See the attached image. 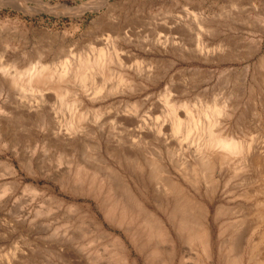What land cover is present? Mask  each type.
<instances>
[{
	"label": "rangeland",
	"instance_id": "obj_1",
	"mask_svg": "<svg viewBox=\"0 0 264 264\" xmlns=\"http://www.w3.org/2000/svg\"><path fill=\"white\" fill-rule=\"evenodd\" d=\"M84 1L86 0H23V3H17L12 0H0V55L2 53L0 56V264H151L145 255L131 244L125 232L106 218L101 205L103 196H106V188L104 189L94 179L95 176L105 180L106 185L117 187L121 191L128 188L148 209L162 216L161 210L153 201L149 169L136 168L132 159L126 158V154L130 151L134 152L131 156L136 157L140 162L150 160L155 163L163 171L164 177H168L171 181L177 179L187 190L188 197L197 198L196 200L203 204L210 203L212 216L216 214L217 223L229 219L226 220L221 231L217 226H213L216 251L214 264H228L226 258L230 259L240 252L246 259V252L248 254V250L250 251L253 243L257 241V236L251 234L250 230L243 231L240 222L237 223L239 229L236 233L235 229H232L235 221L232 222L231 212H226V216L221 214L222 212L217 213L221 206L227 208L233 205L228 199L231 198V193H228L230 195L225 193L222 186L231 176L230 168L224 165L219 170L221 174L215 173V179L219 181L217 184L216 180L213 182L217 187L216 190L212 187L204 190V187H201L198 192L191 187L190 189L180 177L181 164L183 162L192 164L190 156L198 145L199 132L193 131L186 136L182 130L179 137L174 138L175 140L169 137L171 144L169 143L168 146L160 144L156 138L143 140L140 138L138 141L137 137L134 138L137 133L135 124L128 122V119L122 116L129 112L135 115L137 120L139 119V124L143 122L149 126L166 122L168 128V131L165 130L166 134L171 135L169 121L161 105L168 97L166 95L172 94L179 102L188 103L198 126L206 124L205 118L199 113L200 110L205 111L211 121L215 120V117L212 116L210 108L216 105L223 109L226 114L216 117L217 124L213 127L214 130L220 129L233 135L237 140H244L243 135L250 117L247 84L251 82L252 74L255 75L253 85L256 88L261 86V89L264 87L263 81H260L262 80L260 72L254 71L258 68V56L262 51L259 54H252L254 47L252 45L259 39V35L261 37L259 32L264 27V3L262 4L264 0H109L112 4L109 11L105 8L93 11L89 7L83 15H80L81 9L75 8ZM116 2L118 3L115 4ZM234 6H238L237 18L233 14ZM104 16H107L105 18L108 21L103 18ZM162 22L169 29L159 34L156 29ZM104 23L108 26L116 24L115 26L123 33L128 31L127 34H130L133 44L137 41L136 44L141 42L144 45L148 43L151 45L159 36V39L164 41L167 35L169 38L166 40L167 50L163 52L153 50L148 58H144L137 48L130 47L128 56H122L119 50L121 40L118 37L113 38L114 36H110L106 31L103 34V31L99 30L100 27L107 26ZM236 23L238 29L235 27ZM163 34H166L165 37ZM157 35L158 37H155ZM262 39L264 41V36ZM197 47L201 49L198 50ZM232 47L233 49L240 47L238 56L231 53L234 52ZM101 49L104 54L103 60L97 63L92 58L96 57ZM114 49L117 53H114ZM250 51L252 56L249 54ZM235 57L239 58L236 60ZM87 58L88 71L92 73L93 81L86 86V89H81L71 75L66 76L59 83L55 79H44L36 84L32 83L31 88L26 85L27 75L24 72L35 64L43 63L45 66L49 65L48 68L51 69L54 65H56L54 68L58 67L60 61L61 63L64 61L73 74L77 69L78 61ZM6 64L9 65L5 66ZM135 66L139 75L134 71ZM236 73L241 75L238 76V80ZM15 74L20 75L19 80L23 88L14 86V89L12 88L9 81ZM119 76H123L127 85L123 84L116 88ZM94 85L99 90L95 98L97 102L94 107L87 109L80 104L79 99L84 103L80 94L85 96L93 92ZM15 88L16 91H12ZM235 92L239 94L236 99L237 103L239 102L238 111L231 114L232 95L234 96ZM28 101L31 106L38 101L36 105L39 114L36 117L32 115L30 117V114H24L19 109V103L29 104ZM156 103L160 108H156L158 107ZM16 104L18 107L15 110ZM207 107L209 109H206ZM177 114L180 119L186 120L184 111L179 109ZM5 118L8 119L7 122ZM66 129L73 131L72 134L74 133L73 136L76 137L71 146L57 134L60 130L65 132ZM51 130L56 131L54 135L53 133L51 135ZM131 139L136 141L134 142L136 148L130 146ZM117 140L121 142L119 147L116 145ZM78 170L82 174L81 181L74 182ZM244 176L250 178L247 190L251 198L245 212L246 215L248 214L246 220L252 223V219L254 221L256 219L254 217L257 216V210H264V207L254 208L256 200L263 199L255 189L264 190V181L259 178L253 180L250 171L245 172ZM236 181L232 178L230 183ZM87 189L100 190V196L97 198L92 196ZM210 191L213 197L210 196ZM239 191L242 192V189ZM119 193L120 191L115 196L117 197ZM116 236H120L127 243L128 256H123L118 250ZM238 237L241 238L239 239L241 243L236 239ZM235 245L236 248L240 245L238 251ZM257 248L258 252L264 255L263 245ZM192 253L190 262L198 258L202 262L200 264L207 263L200 253L199 255ZM179 255L180 250L177 249L173 264H178ZM160 260L162 257L155 259L154 263Z\"/></svg>",
	"mask_w": 264,
	"mask_h": 264
},
{
	"label": "bare ground",
	"instance_id": "obj_2",
	"mask_svg": "<svg viewBox=\"0 0 264 264\" xmlns=\"http://www.w3.org/2000/svg\"><path fill=\"white\" fill-rule=\"evenodd\" d=\"M15 1L17 3H23V0H12ZM235 2V1H234ZM118 2H116L115 4H117ZM250 3V2H249ZM264 2H262L263 4ZM120 4V3H119ZM238 4V3H236ZM241 4V3H240ZM248 4V3H247ZM112 4L109 2V0H86L84 2H82V4L78 7H76L75 9L79 10L81 9V11H79L80 15H83L85 10L88 9L89 7L93 10V11H98L101 8H105L108 11L110 10V6ZM251 5V4H250ZM41 6V5H40ZM113 6H115L113 4ZM244 6V5H243ZM252 6V5H251ZM62 7V6H61ZM237 7L238 6H234V16L235 18L236 15H238V11H237ZM66 8V7H65ZM233 8V7H232ZM243 8V7H242ZM241 8V9H242ZM252 8V7H250ZM68 9H71L68 7ZM248 9V7H247ZM254 9V7L252 8ZM255 9H257L255 7ZM113 10V9H112ZM239 10V9H238ZM244 10V9H243ZM107 11V12H108ZM247 11V10H246ZM237 12V13H236ZM232 14V15H233ZM233 16V18H234ZM240 16V15H239ZM102 17V16H101ZM100 17V18H101ZM104 16L103 18L105 20H107ZM232 17V16H231ZM101 18V19H103ZM232 18V19H233ZM104 20V21H105ZM239 20V18H238ZM108 21V20H107ZM106 21V22H107ZM235 22V21H234ZM166 23V22H165ZM102 24V23H101ZM105 24V23H104ZM110 24V23H109ZM115 24V23H114ZM107 25V24H105ZM116 25V24H115ZM115 25L111 24V25H107L104 27H100L99 30L103 31V34L106 32H108L110 34V36H114L113 38H119L121 40V45L119 50L120 54L122 56L127 57L128 52L130 47H134L137 48L140 52L141 55L144 58H148V56L151 54V52H153V50L158 51V52H163L166 51V46H167V33L163 34L162 36L166 38L164 39V41H161L158 37L153 44H149L148 45H144V44H136L135 41L133 44V40H131V37L126 33V31L123 33L120 31V29L118 27H116ZM238 24H235V27ZM157 31L159 32V34H161L160 32L162 31V33H164L163 31H168V27L166 26V24H160L157 25ZM110 27V28H108ZM124 28V27H123ZM122 28V29H123ZM156 28V27H154ZM234 28V27H233ZM237 28V27H236ZM238 29V28H237ZM97 30V29H96ZM155 30V32H156ZM160 30V31H159ZM182 30V29H181ZM177 31V30H176ZM178 31L180 32V29H178ZM260 31V29H259ZM43 32V31H42ZM45 32V31H44ZM153 32V31H152ZM182 32V31H181ZM157 33V32H156ZM169 33V32H168ZM171 33V32H170ZM259 33H261V37L259 35V39L256 41V43L252 46H254L252 49V54H259L261 51V54L258 56V68L254 71H259L261 76H262V80L264 83V41L262 39V37L264 36V27L262 29V31H260ZM41 34V33H40ZM43 34V33H42ZM91 34V33H90ZM10 35V34H9ZM153 35V34H152ZM156 35V34H155ZM154 36V35H153ZM11 37V35H10ZM49 37V36H48ZM46 38V37H45ZM52 39V38H51ZM97 39V38H96ZM169 39V38H168ZM236 40V39H235ZM234 40V41H235ZM253 40H256L253 38ZM237 41V40H236ZM48 42V41H47ZM255 42V41H254ZM55 43V42H54ZM170 43V42H169ZM232 43V41H231ZM234 43V42H233ZM62 44V43H61ZM174 44V43H173ZM172 44V45H173ZM239 44V43H237ZM49 45V44H48ZM46 44V46H48ZM171 45V46H172ZM248 44H246L247 46ZM251 45V44H250ZM45 46V47H46ZM57 46V45H56ZM55 46V47H56ZM236 46V45H235ZM238 46V45H237ZM245 46V45H244ZM66 48V47H65ZM68 48V47H67ZM195 48H196V44H195ZM194 48V49H195ZM198 48V47H197ZM250 48V46H249ZM249 48H247V50H249ZM51 49V48H50ZM53 49V48H52ZM91 49V48H90ZM126 49V50H125ZM201 49L198 48V50ZM233 49V47H232ZM240 49V47H239ZM239 49H237V47L234 50V52L231 51V53H235V56L239 53ZM245 49V48H244ZM5 50V49H4ZM63 50V48H62ZM65 50V49H64ZM174 50V49H173ZM172 50V51H173ZM181 50V49H180ZM245 50V51H247ZM41 51V50H40ZM39 51V53H40ZM60 51V49H59ZM69 51V50H68ZM71 51V50H70ZM244 51V50H243ZM242 51V52H243ZM36 52V50H35ZM65 52V51H64ZM198 52V51H197ZM58 53V51H57ZM63 53V52H62ZM114 53H117V50L114 49ZM246 53V52H245ZM6 54V53H5ZM60 54V53H59ZM58 54V55H59ZM66 54V53H65ZM243 54V53H242ZM248 54V53H247ZM251 54V51L250 53ZM251 54V56H252ZM2 55V53H1ZM0 55V56H1ZM57 55V54H56ZM64 55V54H63ZM54 56V55H53ZM62 56V54H61ZM92 56V55H91ZM103 56L104 54L102 53V49L101 51H99L96 54V57L92 58V60H96L97 63H99L100 61L103 60ZM245 56V55H243ZM242 56V57H243ZM256 56V55H255ZM14 57V56H13ZM35 57V56H34ZM63 57V56H62ZM88 57V56H86ZM90 57V56H89ZM15 58V57H14ZM234 58V57H233ZM239 57H235V59L237 60ZM241 58V56H240ZM17 59V58H16ZM37 58H35L36 60ZM42 59V58H41ZM58 59V58H56ZM83 59V58H82ZM91 59V57H90ZM244 59L246 60V57H244ZM32 60V59H31ZM150 60V59H149ZM233 60V59H232ZM6 61V60H5ZM4 61V62H5ZM9 61V60H8ZM30 61V60H28ZM42 61V60H41ZM40 62V61H39ZM43 62V61H42ZM57 63V61H55ZM88 62L89 59H85L84 61H78L77 66L75 69V72L72 74V72H70V68L69 65H67L66 62H62L60 61V65L58 64V67L54 68L56 65H54V67L52 66V70L50 68H48V66H45L43 63H38L35 64L33 66H31L29 68V70L25 71L24 74L27 75V80H26V85L27 87H30V85L32 83H38L44 79H55L58 83L61 82V80L63 78H65L68 75H71L73 81L81 88V89H86V86H88L89 84H92L93 81V77H92V73L89 72V66H88ZM7 63V62H6ZM45 63V62H44ZM32 64V63H31ZM102 64V62H101ZM9 64H6L5 66H7ZM136 65V64H135ZM237 65V64H236ZM24 66V65H22ZM252 66V65H251ZM255 66V65H254ZM19 67V66H18ZM133 68V67H132ZM137 66H135V72L137 74ZM254 68V67H253ZM240 69V68H238ZM244 69V68H243ZM1 70V68H0ZM139 71V70H138ZM234 71V70H233ZM245 71H247V68L245 69ZM250 71V70H249ZM253 70H251L252 72ZM12 72V70H11ZM47 72V73H46ZM243 72V71H242ZM46 73V74H45ZM134 73V72H133ZM241 74V72H240ZM247 74V73H246ZM257 74V73H256ZM139 75V73L137 74ZM236 75V79L238 80V76L241 75ZM234 75V76H235ZM244 75V74H243ZM1 77V75H0ZM20 75L15 74L14 76H12L11 81H8L12 84V88L14 87H24L21 86L22 82H20L19 80ZM243 77V76H242ZM254 77L255 75L252 74L251 77V82H249L248 85V90H249V97H248V103H249V107H248V113L250 114L249 116V121H248V126L247 129L245 131V135H243L244 140H237L234 138L233 135H229V133H226L223 130H214L213 127H215V125L217 124L216 121V117L218 118L221 115L226 114V111L224 112L223 109L218 108L216 105L212 108H210V111L212 113V116L215 117V120H211L209 121L207 115L202 112V110H200V114L202 117H204L206 120V124L205 126H198V124L195 122L196 120H194V114L191 113V110L188 106V103L185 102H179L177 100V98L172 95H166L168 96L167 98H165L164 100V104L161 105V107L163 108L164 112H165V117L167 118V120L169 121V130L171 135L166 134V131H168V128L166 127V122H163L160 125H156V126H149L146 123L141 122L139 124V119L137 120V118L135 117V115H132L131 113L127 112V114H125L122 117H125L126 119H128L127 121L130 123H134L135 124V128H136V136H134V138H138V141L140 140V138H142V140L144 138H156V140L158 142H160V144L168 146V144L170 143V139H176L179 137V133L183 130V133H185L186 136H189L190 133L194 132H199V137H198V145L196 146V148L191 152V160L192 164L190 165L189 163H182L181 164V168H180V177L184 180V182H186L188 184V187L193 188L195 190H197L198 192L200 191L201 187H204L203 189H208L209 187H212L216 190V185H213V182L216 180L215 179V173L218 172V174L221 170L220 168H222V166H228L231 170V176L230 177H226L224 183L222 184L223 186V191L225 190V193H231V198L230 199L231 202H233V205L231 206H227V208L225 207H220L219 210L217 211V213H221V214H225L226 212H231V218H233L232 222V229L236 231H238L239 229V225L240 228H242L243 231H247L250 230L251 234H254L257 236V241H255V243H253L252 248L250 249V251L248 250V254L246 252V259L243 256V253L240 252L238 255L233 256L232 258L228 259V264H264V255H261L260 252H258V246L259 245H263L264 247V210L263 209H259L257 210V216L254 217L256 218L255 221L254 219H252V223L248 222L246 220V212L245 210L248 209V201L251 198L248 189V185L249 184V180L250 178L244 176V173L247 171H250L253 175L252 179H261L264 181V87L261 89V86L257 89L254 85H253V81H254ZM4 78V76H3ZM250 78V77H249ZM5 79V78H4ZM244 79V78H243ZM3 80V79H2ZM117 85L116 88H118L119 86L126 84L124 82L123 76H119L117 79ZM1 81V80H0ZM95 82V81H94ZM5 83V82H4ZM255 83H257V81H255ZM6 84V83H5ZM8 84V83H7ZM70 84V83H69ZM94 84V83H93ZM241 84V83H240ZM243 84V83H242ZM127 85V84H126ZM246 85V86H247ZM9 86V84H8ZM7 86V87H8ZM236 86V84H235ZM258 86V84H257ZM11 87V85H10ZM9 87V89H10ZM234 87V86H233ZM244 87V86H243ZM241 87V88H243ZM31 88V87H30ZM29 88V89H30ZM115 88V89H116ZM239 88V86H238ZM14 89V88H13ZM28 89V90H29ZM93 92L89 93L88 95L83 96V94H80V97L83 98L84 103L79 99L80 104H82L84 107L86 106V108L88 109L89 107H94V104L97 102L96 101V96L99 92V90L96 88V86H93ZM120 89V88H119ZM179 89V88H178ZM58 90V88H57ZM117 90V89H116ZM177 90V89H176ZM245 90V89H244ZM12 91H16L12 90ZM63 91V90H62ZM180 91V90H179ZM244 91H242L243 93ZM65 93V92H64ZM167 94V93H166ZM238 93H234L233 97V101L231 102V107H230V113L234 114V112L238 111V103L236 101L237 97H238ZM242 95V94H241ZM247 97V96H246ZM245 97V98H246ZM17 98H19L17 96ZM25 98V97H24ZM47 97H45L46 100ZM240 98H242L240 96ZM27 99V98H26ZM29 99V98H28ZM35 99V98H32ZM37 99V98H36ZM49 99V98H48ZM22 101L24 99H21ZM38 100V99H37ZM42 100V99H41ZM44 100V101H45ZM62 100V99H61ZM125 100V99H124ZM131 100V99H130ZM241 100V99H240ZM243 100V99H242ZM18 101V100H16ZM30 101V100H29ZM28 101V102H29ZM33 101V100H32ZM77 101V100H76ZM19 102V101H18ZM17 102V104H18ZM21 102V101H20ZM27 102V101H25ZM38 102V101H37ZM35 101V105L31 106L30 102L29 104H20L18 106H20L19 109H21V111L25 114H30L33 117H36L39 114V108L36 105L37 103ZM41 102V101H40ZM39 102V103H40ZM46 102V101H45ZM50 102V101H49ZM63 102V101H62ZM75 102V101H74ZM143 102H145L143 100ZM42 103V102H41ZM44 103V102H43ZM160 103V102H159ZM248 103H246L248 105ZM17 104H16V108L17 109ZM32 104V103H31ZM34 104V101H33ZM32 104V105H33ZM47 104V103H45ZM62 104V103H61ZM73 104V103H72ZM144 104V103H143ZM225 104V103H224ZM44 105V104H42ZM63 105V104H62ZM75 105V104H74ZM131 105V104H130ZM147 105V104H146ZM157 105V103H156ZM214 105V104H213ZM15 106V105H14ZM40 106V105H39ZM76 106V105H75ZM131 106H134V104H132ZM150 106V105H149ZM158 106V105H157ZM45 107V106H44ZM49 107V104L47 105V108ZM153 107V106H152ZM13 108V107H12ZM151 108V107H150ZM149 108V109H150ZM154 108V107H153ZM156 108H160V106L156 107ZM202 108V107H200ZM46 109V108H44ZM181 109L182 111H184L186 113V120H182L180 119L179 115L177 114V110ZM204 109V107H203ZM206 109H209L208 107ZM240 109V108H239ZM84 110V109H83ZM155 110V109H154ZM196 110V109H194ZM20 111V110H19ZM18 111V112H19ZM49 111V110H48ZM13 112V111H12ZM81 112V111H80ZM94 112V111H93ZM197 113V110L195 111ZM14 113V112H13ZM15 114V113H14ZM20 114V113H19ZM52 114V113H51ZM118 114V113H117ZM210 114V113H209ZM80 115V114H79ZM236 115V113H235ZM3 116V115H2ZM16 116V114H15ZM14 116V117H15ZM20 116V115H19ZM50 116V114H49ZM120 116V117H121ZM158 116V115H157ZM241 116V115H240ZM18 117V116H17ZM237 117V116H236ZM1 118V117H0ZM7 118V117H6ZM5 118V119H6ZM147 118V117H146ZM241 118V117H239ZM245 118V117H244ZM10 119V118H9ZM17 119V118H16ZM51 119V116H50ZM123 119V118H122ZM154 119V118H153ZM231 119V118H230ZM235 119V118H234ZM3 120V119H2ZM19 120V119H17ZM25 120V119H22ZM45 120V119H44ZM125 120V119H124ZM142 120V119H141ZM165 120V119H164ZM163 120V121H164ZM236 120V119H235ZM5 121V120H4ZM3 121V122H4ZM8 121V119H6V122ZM20 121V120H19ZM35 121V120H34ZM40 121V120H39ZM149 121V120H148ZM5 122V124H6ZM158 122V121H157ZM1 123V122H0ZM236 123V122H234ZM4 126V123H2ZM9 124V123H8ZM128 124V123H126ZM156 124V123H155ZM245 124V123H244ZM152 125V124H151ZM244 126V125H243ZM6 127V126H5ZM4 127V128H5ZM14 127V126H11ZM59 127V125H58ZM57 127V128H58ZM62 127V126H61ZM71 127V126H70ZM240 127V126H239ZM2 128V127H1ZM64 128V127H63ZM66 128V127H65ZM134 128V127H133ZM7 129V128H6ZM15 129V128H14ZM61 129V128H60ZM242 129V128H241ZM1 130V129H0ZM17 130V128L15 129ZM62 130V129H61ZM60 130V132H58V136H60L62 138V140L69 146L73 145V142L75 141L76 137H74V133L72 134L73 131L67 130L65 132H62ZM100 130V129H99ZM135 130V129H134ZM166 130V131H165ZM244 130V129H243ZM49 131V130H48ZM51 135L53 133V130H51ZM77 131V130H76ZM102 131V130H100ZM239 131V130H238ZM5 132V131H4ZM16 132V131H15ZM240 132V131H239ZM3 133V132H2ZM11 133V131H10ZM18 133V132H16ZM79 133V132H78ZM100 133V132H99ZM134 133V132H133ZM7 134V133H6ZM9 134V133H8ZM13 134V133H11ZM11 134H9L11 136ZM49 134V133H48ZM101 134V133H100ZM196 134V133H195ZM15 135V134H14ZM13 135V136H14ZM47 135V133H46ZM77 135V134H76ZM79 135V134H78ZM48 136V135H47ZM100 136V135H99ZM15 137V136H14ZM50 137V134H49ZM128 137V136H127ZM126 137V138H127ZM4 138V137H3ZM7 138V135H6ZM52 138V136H51ZM55 138V137H54ZM57 138V137H56ZM12 139V138H11ZM78 139V138H77ZM125 139V138H124ZM128 139V138H127ZM174 139V140H175ZM196 139V138H195ZM17 140V139H16ZM123 140V139H122ZM13 141V140H12ZM46 141V140H45ZM79 141V140H78ZM100 141V140H99ZM114 141V140H113ZM119 140H117V146L119 147V144H121V142H118ZM121 141V138H120ZM131 142L130 146L133 147H137V145L134 143L136 141L134 140H129ZM11 142V141H10ZM58 142V141H57ZM77 142V140H76ZM80 142V141H79ZM182 142V141H181ZM62 143V142H61ZM64 143V144H65ZM113 143V142H111ZM190 143V142H188ZM56 144V143H55ZM97 144V143H96ZM171 144V143H170ZM21 145V144H20ZM115 145V144H113ZM179 145V144H178ZM177 145V146H178ZM196 145V142H195ZM3 146V145H2ZM121 146V145H120ZM126 146V145H125ZM141 146V145H140ZM181 146V145H180ZM116 147V146H115ZM179 147V146H178ZM22 148V147H21ZM130 148V147H129ZM180 148V147H179ZM11 149V148H10ZM125 149V148H124ZM108 150V148H107ZM125 151V150H124ZM129 151V150H128ZM123 152V151H121ZM126 152V151H125ZM178 152V151H177ZM124 153V152H123ZM126 154V153H125ZM129 154V155H128ZM128 154H126V158L127 159H132V161L134 162V165L136 166V168H138L139 170H143V168H148L149 169V174H150V185L152 188V196H153V201L155 203V205H157L159 207V209L162 212V216H160L157 212H154L150 209L147 208V206L136 197L135 194H133L128 188L123 189L124 191H121L119 188H115L112 187L111 185H106L105 184V180H101L98 179V177L94 176V179L98 181V183H100L99 185H101L104 189L106 188V196H103L102 200H101V205L103 207V211L104 214L106 216V218H108V220H110L112 223L116 224L119 228H121L126 236L129 238L131 244L137 248V250L140 251V253L142 255H145V257L151 262V264H173L174 259L176 258V253H177V249L180 250V255L178 258V264H200L202 262H200V259L196 258L194 261L190 262L191 260V253L193 252L192 250H194V252L192 254L197 253V255H199L198 253H200L203 257H205L207 263L205 264H214L213 259L215 257V239L213 236V226H217L218 229L221 231L223 230L224 224H226V219L225 222L223 221V223L220 221L219 223H217L216 219H215V215L214 214L212 216L210 207L211 204L207 203V204H203L202 202H200L199 200L194 199L193 197L190 198L188 197V195L186 194L187 190L184 189L182 183H180L179 181H177V179H174L173 181H171L168 177H164L162 175V170L160 169V167H157V165H155V163H153L152 161L149 162L148 161H143L140 162L137 160L136 157L131 156V154L133 155L134 152L130 151ZM30 155V154H29ZM136 155V154H135ZM172 155V154H171ZM176 155V154H175ZM189 155V154H188ZM25 156V155H24ZM160 156V155H159ZM123 157V156H122ZM146 157V156H145ZM116 159V158H115ZM145 159V158H144ZM143 160V159H142ZM148 160V158H147ZM152 160V159H151ZM10 161V160H8ZM102 161V160H101ZM185 161V160H184ZM132 162V163H133ZM7 163V162H6ZM5 163V164H6ZM26 163V162H25ZM34 163H32L33 165ZM38 164V163H37ZM158 164V163H157ZM133 165V164H132ZM159 165V164H158ZM177 165V164H176ZM8 166V165H7ZM178 166V165H177ZM33 167V166H32ZM216 167V168H215ZM6 168V167H5ZM9 168V167H8ZM79 169V168H78ZM126 169V168H125ZM163 169V167H162ZM217 169V171H216ZM117 170V169H116ZM115 170V172H116ZM228 170V171H230ZM9 171V170H7ZM108 171V169H107ZM12 172V171H10ZM14 172V171H13ZM114 172V173H115ZM122 172V171H121ZM226 172V171H225ZM55 173V172H54ZM111 173V172H110ZM146 173V172H145ZM175 173V172H174ZM57 174V173H56ZM112 174V173H111ZM132 174V173H131ZM134 174V173H133ZM139 174V173H138ZM148 174V173H147ZM148 174V176H149ZM81 171L78 170L76 172V175L74 176V182H79L81 181ZM117 175V174H116ZM119 175V174H118ZM167 175V174H166ZM171 175V174H170ZM223 175V174H222ZM230 175V174H229ZM246 175V174H245ZM53 176V175H52ZM218 177V176H217ZM116 178V177H115ZM125 178H127L125 176ZM138 178V177H137ZM235 179L237 180L235 183H230L231 180ZM92 179V178H91ZM249 179V180H248ZM253 179V180H254ZM61 180V179H60ZM117 180V179H116ZM223 180V179H222ZM221 180V181H222ZM121 181V180H120ZM135 181V180H134ZM177 181V182H176ZM218 179L216 180V184L218 183ZM260 183V182H258ZM136 184V183H135ZM254 184V183H253ZM32 185V184H31ZM137 185V184H136ZM62 186V185H61ZM218 186V185H217ZM264 186V185H263ZM100 187V186H99ZM131 187V186H130ZM247 187V188H246ZM260 187V186H259ZM37 188V187H36ZM35 188V189H36ZM83 188V187H80ZM132 188V187H131ZM187 188V187H186ZM190 188V189H191ZM220 188V187H219ZM250 188V187H249ZM242 189V192L239 191ZM251 189V188H250ZM259 189V188H258ZM258 189L256 192H258L259 195L262 196L263 199H259L256 200L255 202V207H264V190H260L258 191ZM33 190V188H32ZM90 193H92V196H95L96 198L99 195L100 190L98 191H94L87 189ZM185 190V191H184ZM214 190V191H215ZM221 190V189H220ZM120 191V193L118 194V196L116 197L115 194L118 193ZM192 192V191H191ZM190 192V194H191ZM195 192V191H194ZM206 192V191H205ZM221 192V191H220ZM102 193V192H101ZM188 193V192H187ZM213 193V192H212ZM219 193V192H218ZM223 193V192H222ZM193 194V192H192ZM197 194V193H196ZM201 194V193H200ZM210 196H212L211 191H210ZM224 194V193H223ZM226 194V195H227ZM256 194V193H255ZM144 195V194H143ZM206 195V194H205ZM225 195V194H224ZM230 195V194H228ZM257 195V194H256ZM192 196V195H191ZM223 196V195H221ZM253 196V195H252ZM200 197V196H199ZM208 197V195H207ZM213 197V196H212ZM227 197V196H226ZM203 198V197H202ZM260 198V197H259ZM210 199V198H209ZM62 200V199H61ZM205 200V199H204ZM225 200V199H224ZM223 200V201H224ZM64 201V200H63ZM221 201V200H220ZM252 201V200H251ZM150 202V201H149ZM227 203V202H226ZM73 204V203H72ZM253 204V203H252ZM67 205V204H66ZM227 205V204H226ZM229 205V204H228ZM64 206V205H63ZM76 206V205H75ZM78 206V205H77ZM253 206V205H252ZM251 207V206H250ZM59 208V207H58ZM70 208V207H69ZM82 208V207H81ZM230 208V210H229ZM253 208V210H254ZM71 209V208H70ZM75 209V207H74ZM97 209V208H96ZM218 209V208H217ZM226 209L228 211H226ZM252 209V207H251ZM68 210V208H67ZM252 210V211H253ZM70 211V210H68ZM87 211V210H86ZM251 211V213H252ZM245 212V213H244ZM81 213V212H80ZM88 213V212H87ZM250 213V214H251ZM79 214V213H78ZM228 214V213H227ZM220 215V214H219ZM229 215V214H228ZM227 215V217H228ZM224 216V215H222ZM226 216V214H225ZM230 218V219H231ZM224 220V219H223ZM98 221V220H96ZM67 222V221H66ZM70 222V220L68 221ZM240 222V223H239ZM239 223V225L237 224ZM96 224V223H95ZM98 226V225H97ZM93 228V226H92ZM102 230V229H101ZM106 230V229H105ZM100 231V230H99ZM101 232V231H100ZM107 232V231H106ZM104 231V233H106ZM120 232V231H119ZM103 233V232H102ZM101 233V234H102ZM68 234V233H67ZM99 234V232H98ZM112 234V233H111ZM117 234V233H116ZM121 234V233H120ZM220 234V233H219ZM103 235V234H102ZM110 235V234H109ZM108 235V236H109ZM220 236V235H219ZM250 236V235H249ZM248 236V237H249ZM247 237V238H248ZM254 237V236H253ZM233 238V237H232ZM250 238V237H249ZM71 239V237H70ZM111 239V238H110ZM237 240L241 239L240 237L236 238ZM112 240V239H111ZM127 240V239H126ZM220 241H222V239H220ZM240 241V240H239ZM247 241V239H246ZM229 242V241H228ZM238 242V241H237ZM248 242V241H247ZM251 242V241H250ZM67 243V242H66ZM227 243V242H226ZM239 243V242H238ZM241 243V241H240ZM246 243V242H245ZM236 244V242H235ZM247 244V243H246ZM116 245L118 247V250L120 252H122L123 256H128L129 254V247L127 245V243L125 242V240H123L122 238H120V236H116ZM241 245V244H240ZM240 245L238 247H240ZM251 245V244H250ZM218 246V245H217ZM67 247V246H66ZM72 247V246H71ZM237 247V248H238ZM261 247V246H260ZM225 248V247H224ZM231 246L228 248L230 250ZM233 248V247H232ZM236 248V245H235ZM236 248V250H237ZM250 248V247H249ZM243 249V248H242ZM261 249V248H260ZM60 250V249H59ZM62 250V249H61ZM197 250V251H196ZM225 250V249H224ZM235 250V251H236ZM113 251V250H112ZM116 251V250H114ZM238 251V250H237ZM237 251L235 253H237ZM69 252V251H67ZM97 253V252H96ZM223 253V252H222ZM234 253V252H233ZM75 254V253H74ZM220 254V253H219ZM69 255V254H68ZM112 255V254H111ZM78 256V255H77ZM76 256V257H77ZM88 256V255H87ZM122 256V257H123ZM132 256V255H131ZM130 256V257H131ZM227 256V255H226ZM93 257V256H92ZM102 257V256H101ZM156 257V258H155ZM162 257V260L154 263L155 259H159ZM195 257V256H194ZM197 257V256H196ZM70 258V257H69ZM79 258V257H78ZM85 258V257H84ZM133 258V257H132ZM124 259V258H123ZM71 260V259H70ZM80 260V259H79ZM89 260V259H88ZM202 260V259H201ZM122 261V260H120ZM167 261V263H166ZM177 261V260H176ZM204 261V260H203ZM76 262V261H75ZM81 262V261H80ZM84 262V261H83ZM109 262V261H107ZM117 262V261H116ZM118 264V263H117ZM147 264V263H146Z\"/></svg>",
	"mask_w": 264,
	"mask_h": 264
}]
</instances>
